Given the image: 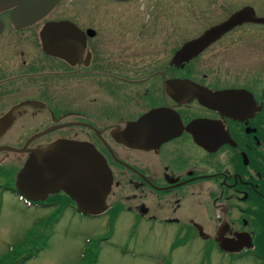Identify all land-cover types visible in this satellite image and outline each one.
Instances as JSON below:
<instances>
[{
	"label": "flooded vegetation",
	"instance_id": "af4514ba",
	"mask_svg": "<svg viewBox=\"0 0 264 264\" xmlns=\"http://www.w3.org/2000/svg\"><path fill=\"white\" fill-rule=\"evenodd\" d=\"M41 4L43 13L29 11L18 23L20 2L0 0V146L90 144L112 179L102 215L129 221L131 233L138 226L145 236L170 238L168 261L197 239L208 262L217 254L221 264H264V0ZM234 15L196 56L176 59ZM240 48L252 49L233 55ZM212 51L253 57L255 66L214 65L204 59ZM184 84L236 93L207 105L180 90ZM143 120L147 133L131 136ZM27 156L0 151L4 191Z\"/></svg>",
	"mask_w": 264,
	"mask_h": 264
},
{
	"label": "rangeland",
	"instance_id": "374dc122",
	"mask_svg": "<svg viewBox=\"0 0 264 264\" xmlns=\"http://www.w3.org/2000/svg\"><path fill=\"white\" fill-rule=\"evenodd\" d=\"M178 13L181 14L180 8ZM250 49L252 48L236 49L233 55H244ZM233 55L212 51L204 59L211 58L214 65L220 64L223 68L229 66L233 71L251 72L255 66L253 57L235 58ZM18 167H21L20 163ZM18 167L12 171L11 178L7 174L6 181H14V173ZM56 199L63 203L60 218L53 226V232L44 249L24 264H88L87 258L83 260L81 257L87 241L102 239L107 233L105 215L84 216L70 208L63 197ZM52 210L54 212L52 208L29 206L15 193L4 191L0 187V258L9 253L10 248L20 245L29 231L38 229L39 226L35 223L50 215ZM130 227L129 221L122 219L115 222L109 240L100 243L94 264H163L164 261L169 264H221L217 254L209 262L204 258L202 242L197 239L192 240L188 247L177 249L168 261L166 251L171 242L170 238L145 236L138 226L131 233ZM24 251H29V248L23 247L21 252Z\"/></svg>",
	"mask_w": 264,
	"mask_h": 264
},
{
	"label": "water",
	"instance_id": "95a60500",
	"mask_svg": "<svg viewBox=\"0 0 264 264\" xmlns=\"http://www.w3.org/2000/svg\"><path fill=\"white\" fill-rule=\"evenodd\" d=\"M4 2H20L16 20L18 23H27L20 20L29 11H35L33 17L43 13L48 6L42 5L43 0H1ZM37 3H40V5ZM31 15H28L29 17ZM238 16L234 15L227 22L217 28L204 33L183 46L176 54V59H185L196 56L210 42L218 38L234 24ZM28 19V18H27ZM55 31V30H53ZM52 41L59 40L57 35L51 36ZM180 90H185L193 98H197L202 104H221V99H233L236 92H225L209 95L198 85H179ZM5 119L0 120V131L5 130ZM146 121L138 124L131 136L143 138L148 129H144ZM151 133L153 129H150ZM197 135V133H196ZM161 138H169L168 134L157 135ZM196 137V136H195ZM140 146V144H127ZM151 146V145H149ZM15 149L9 146H0V151L26 152L28 153L22 167L15 175V189L25 199L30 201H44L49 195L63 192L74 202L77 212L89 217H97L107 210L106 198L111 188V174L104 158L92 145L81 142L58 141L46 148H33L26 150Z\"/></svg>",
	"mask_w": 264,
	"mask_h": 264
},
{
	"label": "trees",
	"instance_id": "16d2710c",
	"mask_svg": "<svg viewBox=\"0 0 264 264\" xmlns=\"http://www.w3.org/2000/svg\"><path fill=\"white\" fill-rule=\"evenodd\" d=\"M10 192H13L16 195H18L13 185ZM62 197L68 202V206L76 212L74 203L69 199V197H67L63 193L50 196V198L46 200V202H36V203L29 202L30 204H34L39 207L46 206L52 208L54 209V212L52 210V213L50 215H48L43 219L38 220L35 223V225L38 224L39 228L41 229L36 228V230L34 229L29 231L25 235L24 240L20 245L14 248H10L9 253H7L6 255L0 258V264H24L28 260L33 259L39 251L44 249L45 245L49 240V237L53 232L52 228L59 220L60 218L59 215H61L62 212L63 203L56 198H62ZM106 216H107L106 235L102 239H98V240L92 239L87 241L86 247L83 250L81 257L83 260L87 258L86 262H88V264H94L96 262L95 259L97 258L98 255L100 243L102 241L106 242L107 240H109L110 236L112 235V232L114 231L115 217L110 213H107ZM23 247L29 248V251L21 252Z\"/></svg>",
	"mask_w": 264,
	"mask_h": 264
}]
</instances>
